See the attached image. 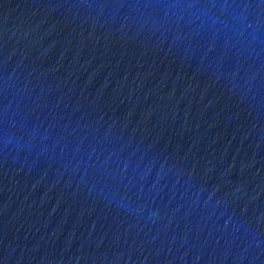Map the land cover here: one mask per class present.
<instances>
[{"label":"water","instance_id":"1","mask_svg":"<svg viewBox=\"0 0 264 264\" xmlns=\"http://www.w3.org/2000/svg\"><path fill=\"white\" fill-rule=\"evenodd\" d=\"M0 264H264V0H0Z\"/></svg>","mask_w":264,"mask_h":264}]
</instances>
